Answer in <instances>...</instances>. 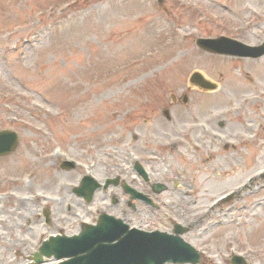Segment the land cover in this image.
<instances>
[{
    "label": "rangeland",
    "instance_id": "rangeland-1",
    "mask_svg": "<svg viewBox=\"0 0 264 264\" xmlns=\"http://www.w3.org/2000/svg\"><path fill=\"white\" fill-rule=\"evenodd\" d=\"M221 35L263 42L264 0H0V129L20 135L0 158V205L10 202L24 226L30 212L53 211L52 230L39 218L34 251L43 234H76L102 211L148 230L206 212L210 221L185 236L202 250L208 244L199 264H229L235 253L264 264V57L214 54L196 43ZM197 71L219 90L194 86ZM233 81L244 85L238 94L227 88ZM64 158L77 168L62 170ZM135 159L167 186L152 196L155 207L114 206L104 190L87 204L73 192L88 171L102 182L120 174L151 192L132 171ZM227 193L224 206L214 205ZM68 204L66 223L58 217ZM20 237L22 230L0 237V264L24 263L25 253L12 250Z\"/></svg>",
    "mask_w": 264,
    "mask_h": 264
},
{
    "label": "water",
    "instance_id": "water-1",
    "mask_svg": "<svg viewBox=\"0 0 264 264\" xmlns=\"http://www.w3.org/2000/svg\"><path fill=\"white\" fill-rule=\"evenodd\" d=\"M197 44L214 53L231 54L246 57L264 55V44L250 46L236 39L221 36L219 38H199ZM192 81L211 87L200 73H195ZM19 143V135L13 130L0 131V156L13 152ZM64 167L72 168L69 162ZM139 171L143 173L140 168ZM113 180H109L108 184ZM99 187L90 177H85L83 186L78 189L79 195H85L90 201ZM88 191V193H87ZM188 228L178 225L175 234L162 231H144L130 229L123 220L107 213L100 216L97 225H86L80 235L53 236L45 241L40 251L35 253L34 264L44 261V255L57 259L68 258L60 264H165L200 262L201 257L194 247L180 235ZM234 264H248L243 257L236 256Z\"/></svg>",
    "mask_w": 264,
    "mask_h": 264
},
{
    "label": "flooded vegetation",
    "instance_id": "flooded-vegetation-1",
    "mask_svg": "<svg viewBox=\"0 0 264 264\" xmlns=\"http://www.w3.org/2000/svg\"><path fill=\"white\" fill-rule=\"evenodd\" d=\"M178 99L176 98V101ZM176 121V120H175ZM169 122H174V121H169ZM178 125H175L173 126L174 130H177ZM192 127L189 128V130H191ZM199 130V128L197 129V131ZM205 134H208V135H212V131L209 129V128H206V132ZM136 138V137H135ZM199 143V141H197ZM201 147L202 149L205 150V148L198 144V147ZM124 180H126L128 183L134 185L132 182H130L125 176L122 177V180H121V184H123ZM135 186V185H134ZM149 189L151 192H154V184H149ZM108 190V189H106ZM118 190L121 191V193L125 196V197H122L120 195V193L118 192ZM210 191V190H209ZM146 192V191H145ZM149 194H151L150 192H147ZM189 196V195H188ZM111 197L112 199H116V205H121L123 204V206H129L131 207L132 209H136L138 206L137 204H135V200L134 198L132 197L131 194H128L125 192V190L123 189L122 185H119V186H115L114 188V191L111 192ZM221 197V196H220ZM219 198V202L215 205L219 206V205H222L224 206L225 205V202H227L228 198ZM215 198V195H208L207 199L208 201L209 200H213ZM138 202L137 203H140V202H143V201H140V200H137ZM214 203V202H213ZM12 204L10 202H5L3 205H0V226L2 225L4 227V229L2 230L4 232V234H1L0 237H5L7 236L8 234L12 236L13 233H15L16 230H22L23 231V238H18V241L20 242V245H21V248L19 249H14V247L12 248V250L20 253V252H23L25 253L26 255V261H28V257L34 253V230L37 229V231L39 230V218H41V224L43 227L44 226V219H43V216L42 217H38L39 214H41V212L39 211V209L35 210V214L33 212H30V216H28L27 218H25V221H26V225L24 226L22 224V220L21 221H18V219H21L23 218L22 217V213H14L12 211H10L8 209L9 206H11ZM115 205V206H116ZM72 210V207L71 205H68L67 208L62 211L63 213L58 217V220H62L63 222H66L68 223L70 220V216H69V213L70 211ZM213 210V209H212ZM66 212V213H65ZM126 213V212H125ZM68 216H66V215ZM211 214H207L206 215V212L203 214V216L199 217L197 216L195 219L192 220L191 222V227L192 229L196 228V229H200L201 226H203L204 223H207L211 216ZM27 215H24V217H26ZM7 219V220H6ZM28 219V220H27ZM13 221L12 224H10V221ZM34 220H35V223H34ZM51 229L54 228V221H51L50 222V225ZM46 228V227H45ZM43 229V228H42ZM60 231H64V229L60 230ZM59 231V232H60ZM12 239V238H11ZM0 245H2V243L0 242ZM204 246H207L208 247V244H203L202 247ZM218 248H223L224 246V243L221 244H217ZM206 249H210L209 247L206 248ZM7 253V252H6ZM3 261L1 260L0 263H2ZM219 264V263H217Z\"/></svg>",
    "mask_w": 264,
    "mask_h": 264
},
{
    "label": "bare ground",
    "instance_id": "bare-ground-1",
    "mask_svg": "<svg viewBox=\"0 0 264 264\" xmlns=\"http://www.w3.org/2000/svg\"><path fill=\"white\" fill-rule=\"evenodd\" d=\"M264 77V76H263ZM261 78V80L264 82V78ZM241 87L242 88H244V85H242L241 86V84L240 83H238V82H231V83H229L228 85H227V88L229 89V91H231L232 93H234V94H238V92L240 91V89H241ZM39 185H41V187H42V184L40 183ZM38 185V189L40 188V186ZM246 227V226H245ZM250 227H253V224L250 222V221H247V227H246V229L248 228L249 230H250ZM245 229V230H246ZM245 234H246V231H245Z\"/></svg>",
    "mask_w": 264,
    "mask_h": 264
}]
</instances>
